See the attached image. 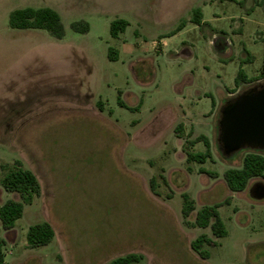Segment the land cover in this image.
Returning <instances> with one entry per match:
<instances>
[{"label": "rangeland", "instance_id": "1", "mask_svg": "<svg viewBox=\"0 0 264 264\" xmlns=\"http://www.w3.org/2000/svg\"><path fill=\"white\" fill-rule=\"evenodd\" d=\"M45 7L60 15L62 39L10 27L12 11ZM118 19L128 26L113 39ZM80 21L87 33L71 28ZM263 54L264 0H0V206L20 201L3 189L2 165L20 162L40 186L15 224L17 241L2 246L4 263L111 264L134 254L132 264H264V200L228 190L223 175L245 152L222 159L216 130L224 101L250 86L236 84L238 74L257 78ZM119 92L137 109L119 107ZM188 151L209 157L187 163ZM258 183L264 177L249 184ZM183 195L194 205L187 218ZM215 204L221 239L193 226ZM44 222L54 238L29 247L26 230ZM201 235L212 241L201 249L208 258L191 248Z\"/></svg>", "mask_w": 264, "mask_h": 264}, {"label": "trees", "instance_id": "2", "mask_svg": "<svg viewBox=\"0 0 264 264\" xmlns=\"http://www.w3.org/2000/svg\"><path fill=\"white\" fill-rule=\"evenodd\" d=\"M201 13L199 10L194 11V17L192 22L200 25ZM9 25L14 29H43L46 30L55 39H62L64 37V28L60 15L51 8H23L12 11L9 15ZM128 26V22L125 20H114L110 24V35L113 39H118L119 35L123 33ZM71 28L79 33H87L89 26L86 22H74L71 24ZM109 58L116 59L114 51L110 48L108 52ZM248 83L246 90L256 87L264 83V54L263 62L260 74L257 78L250 82H247L241 73L238 74L236 84L239 82ZM244 90V91H246ZM230 91L229 93H234ZM240 94V93H239ZM238 95V94H237ZM236 95V96H237ZM234 98V97H233ZM232 98L226 99L224 102H228ZM117 104L119 107L127 110H136L137 108H131L127 106L118 94ZM99 110H102V103L98 104ZM182 126L180 125L176 129V135L181 138L180 133ZM217 130V127H216ZM203 140L208 148V143L203 137L197 139ZM245 155L242 159V166L240 169H231L224 173L223 179L226 183L228 190L231 193L243 192L248 187L249 183L253 179L264 177V153L259 151L245 150ZM221 155V154H220ZM209 157V152L205 154L194 155L189 151L186 153L187 163L197 162L203 164L206 158ZM222 159H225L221 155ZM227 160V159H225ZM4 172V176L1 180L2 187L8 193H16L19 196L20 201L8 200L0 206V222L2 228L5 231H9L14 228L18 219L22 218L25 205L32 204L33 198L40 193V186L37 178L34 174L21 167L20 162H16L15 166L9 167L7 165L1 166ZM151 187L154 189V180L150 181ZM183 208L182 214L184 218H187L194 210L193 202L187 195H183ZM223 204H229V198L224 201ZM221 204H215L212 206H203L196 214L195 223L193 226L198 228L210 227L213 236L216 239L224 238L227 234L225 226L221 221L217 209ZM54 238V230L47 222L30 226L26 239L29 247L36 248L49 244ZM212 241L205 235L199 236L192 242L191 248L200 254V256L208 258V253L202 251L204 245H210ZM215 245V244H214ZM3 241L0 240V264L4 263V255L2 252ZM140 256L130 254L123 258H117L112 261L111 264H132L137 263Z\"/></svg>", "mask_w": 264, "mask_h": 264}, {"label": "water", "instance_id": "3", "mask_svg": "<svg viewBox=\"0 0 264 264\" xmlns=\"http://www.w3.org/2000/svg\"><path fill=\"white\" fill-rule=\"evenodd\" d=\"M217 147L225 159L245 150L264 152V83L241 92L220 109ZM250 195L264 200V184L252 186Z\"/></svg>", "mask_w": 264, "mask_h": 264}, {"label": "crops", "instance_id": "4", "mask_svg": "<svg viewBox=\"0 0 264 264\" xmlns=\"http://www.w3.org/2000/svg\"><path fill=\"white\" fill-rule=\"evenodd\" d=\"M90 2H91V0H90ZM46 8H48V7H46ZM55 11V10H54ZM147 18H149V17H147ZM123 52H125V50H123ZM230 95V94H229ZM251 184H249L248 185V187L246 188V189H248V193H250V190H251V188H252V186H250ZM12 200H14V199H12ZM21 219V218H20ZM19 220V219H18ZM17 220V221H18ZM16 221V222H17ZM16 224V223H15ZM16 225L14 226V228L13 229H11V230H9V231H5L4 229H3V236H2V238H1V241H3V246L4 245H6L7 244V242L9 243V244H15V242L17 241V232H16ZM29 229V228H28ZM28 229L26 230V232H25V236H26V234H27V231H28ZM12 233V234H11ZM11 234V235H10ZM22 247H23V245H22Z\"/></svg>", "mask_w": 264, "mask_h": 264}]
</instances>
